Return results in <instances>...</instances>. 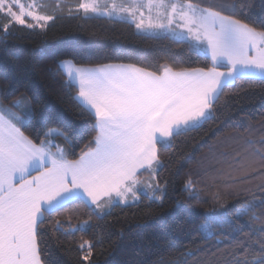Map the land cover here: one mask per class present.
<instances>
[{
  "label": "snow or ice",
  "instance_id": "1",
  "mask_svg": "<svg viewBox=\"0 0 264 264\" xmlns=\"http://www.w3.org/2000/svg\"><path fill=\"white\" fill-rule=\"evenodd\" d=\"M261 6L256 19L247 22L251 19L247 0L209 6L193 0H132L127 5L111 0L110 5L103 6L99 0H81L76 11L85 16L127 14L136 20L139 13L137 29L170 32L190 40L194 42L192 51L200 55L203 49L211 65L180 70L165 66L158 74L131 64L73 69L68 62H61L67 86H78L77 99L95 120L96 134L74 160L67 159L59 145L56 153L51 152L53 142L49 137L63 136L69 146L73 144L72 138L61 131L45 132L39 143L21 131V126L35 119L29 98L16 97L7 105L0 100V264H54L48 255H41L44 231L73 237L79 233L75 246L81 253V264H94L95 237L85 238L93 228L92 217L103 219L114 208L139 204L142 198L163 206L168 189L159 178L165 164L158 146L168 150L176 137L212 119L215 106L227 90L242 87L238 81L264 85V0ZM56 7L59 9V3ZM145 8L149 13L156 10V21L149 16L145 23ZM44 9L41 0H0V41L18 26L43 30L58 18L42 14ZM173 24L181 31L177 32ZM6 79L7 93L17 81L14 76ZM4 99H8L7 94ZM32 99L40 102L38 95ZM224 165L228 166L227 173ZM233 172L239 175L233 177ZM145 173L147 178H142ZM225 174L228 180L222 181L220 177ZM256 179L261 180L256 187L264 189V138L249 139L242 148L210 157L202 173L196 177L188 174L183 191L189 201L197 200L199 184L214 189L213 200L218 202L223 196L233 195L220 191L221 185L229 187ZM250 187L235 194L241 195ZM237 203L241 206L230 221L222 219L215 207L205 213L198 238L238 240L248 225L244 218L255 220L256 210L264 211V193L259 199ZM176 207L179 210L181 206ZM82 210H86L87 219L79 218ZM61 216L63 219H53ZM248 226L250 236L264 234V225L256 230ZM233 258L234 264H264V239L259 240L258 248L243 241Z\"/></svg>",
  "mask_w": 264,
  "mask_h": 264
},
{
  "label": "trees",
  "instance_id": "2",
  "mask_svg": "<svg viewBox=\"0 0 264 264\" xmlns=\"http://www.w3.org/2000/svg\"><path fill=\"white\" fill-rule=\"evenodd\" d=\"M59 1L48 0L52 8L49 15L58 18L49 21L43 30L30 31L18 26L12 35L0 41V100L7 105L16 97L29 98L35 119L21 126V131L37 143L50 130L70 136L71 146L63 136L49 137L63 142L69 160L77 159L81 151L86 150L85 145L96 134L95 120L78 103L75 85L67 86L68 79L60 67L61 62L70 61L86 67L131 64L158 74L165 66L180 70L211 65V59L202 52L195 54L187 41L153 31H139L128 21L93 14L85 16L76 11L80 0H70L71 9L64 3L58 10ZM193 2L201 6L230 5L234 0ZM247 3L251 18L247 22H252L261 11V0H247ZM13 76L17 81L15 88L6 93V77ZM237 84L242 87L227 90L215 106L213 118L202 127L176 137L168 150L158 146L165 164L159 178L162 185L167 183L168 189L163 206L142 198L139 204L114 208L112 214L103 219L92 217L93 228L85 238L95 237L94 264H234L233 253L240 243L246 240L254 248L259 247L264 234L256 232L250 236L248 225L252 230L264 225V211L260 209L256 210L257 219L244 218L248 225L235 241H227L223 236L214 240L199 239L198 229L204 222V214L213 207L222 214V219L230 221L241 206L238 200L261 198L264 189L256 187L260 179L229 187L221 185L220 191L233 195L223 196L218 202L213 200L214 189L202 188L199 184L197 187L201 191L197 200L189 201L183 191L188 174L196 177L197 173H202L210 157L220 151L242 148L249 139L259 141L264 138V85L249 81H238ZM6 94L7 100L4 99ZM34 95H38L39 103L32 99ZM224 170L225 173L229 171L227 165ZM237 175L239 173L233 172V177ZM144 177L147 178V173ZM220 179L227 181V174ZM249 185L251 187L241 195L235 194ZM177 205L181 206L179 210ZM55 218L63 219L62 216ZM79 218H88L86 210L81 211ZM78 241L79 233L73 237L63 232L44 231L40 237L41 255H48L54 264H81V253L75 246Z\"/></svg>",
  "mask_w": 264,
  "mask_h": 264
},
{
  "label": "rangeland",
  "instance_id": "3",
  "mask_svg": "<svg viewBox=\"0 0 264 264\" xmlns=\"http://www.w3.org/2000/svg\"><path fill=\"white\" fill-rule=\"evenodd\" d=\"M25 3H28L29 1H24ZM41 2L45 5V9H44V12L42 13V14H47V15H49V13L48 12H50L51 11V6H49V4H48V0H41ZM70 0H61V1H59L58 3H59V5H60V7H61V4H64V3H66V4H68L69 5V8L71 9V7H70ZM80 2H81V0H80ZM99 2H100V4L103 6L104 4H111V0H99ZM117 3H124V4H130V3H132V0H117ZM57 6V5H56ZM60 7H59V9H60ZM58 9V10H59ZM57 10V11H58ZM82 12V11H81ZM83 13V12H82ZM84 14V13H83ZM91 14V13H90ZM97 16H102V17H108V18H112V19H117V20H123V21H128V22H131V23H133L134 25H136V22H138V20L140 19V17H139V15H137V19L136 20H133L130 16H127V14H122L121 16H113V17H109V16H107V15H97ZM149 16H151V18H152V20L153 21H155L156 20V17H155V12L154 11H152L151 13H148V14H144V20H145V23L147 24V22H148V19H149ZM48 24V23H47ZM46 24V25H47ZM137 29V28H136ZM137 30H139V31H153V30H150V29H137Z\"/></svg>",
  "mask_w": 264,
  "mask_h": 264
},
{
  "label": "crops",
  "instance_id": "4",
  "mask_svg": "<svg viewBox=\"0 0 264 264\" xmlns=\"http://www.w3.org/2000/svg\"><path fill=\"white\" fill-rule=\"evenodd\" d=\"M143 11H144V14H148L149 12H148V10L145 8V9H143ZM153 11L155 12V17H156V20H157V12H156V10L155 9H153ZM137 15H139V13H137ZM155 20V21H156ZM165 23H166V21H164ZM172 27L173 28H176V31L177 32H180L181 31V29H179V28H177L176 27V25L175 24H173L172 25ZM185 31H186V29H185ZM153 32L154 33H157V34H166V35H168V36H170V37H172V38H175V39H178V40H183V39H180V38H178V37H174L170 32H164V31H159V30H153ZM183 41H187V42H189L190 44H192V43H194V42H192V41H190V40H183ZM201 52L203 53V49H201ZM206 54V53H205ZM207 55V54H206ZM210 58V57H209ZM63 62H68L70 65H71V67L73 68V69H75V68H94V67H86V66H76V65H74L72 62H70V61H63ZM61 64V63H60ZM61 67V66H60ZM95 67H97V66H95ZM61 69H62V71L64 72V74H65V76L67 77V75H66V69L65 68H62L61 67ZM221 71H224L225 69H220ZM67 79H68V77H67ZM76 88H77V93H78V86H75ZM77 93H76V99H77ZM77 101H78V103L79 104H81V102L77 99ZM82 105V104H81ZM85 108V107H84ZM18 111V110H17ZM90 112V111H89ZM91 113V112H90ZM50 138H52V137H50ZM49 138V139H50ZM53 143H52V147H51V152H53V153H56L57 152V148H56V145H59L61 148H63L64 149V144H63V142L62 141H60L59 139H57V140H55V139H50ZM64 151H65V149H64ZM37 173L36 172H33L32 173V175H36ZM145 178V177H144Z\"/></svg>",
  "mask_w": 264,
  "mask_h": 264
}]
</instances>
